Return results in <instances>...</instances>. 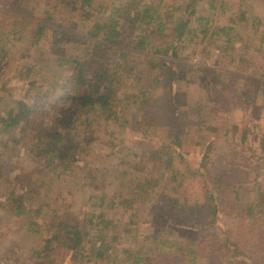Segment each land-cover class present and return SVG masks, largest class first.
Segmentation results:
<instances>
[{"label":"rangeland","instance_id":"rangeland-1","mask_svg":"<svg viewBox=\"0 0 264 264\" xmlns=\"http://www.w3.org/2000/svg\"><path fill=\"white\" fill-rule=\"evenodd\" d=\"M105 1L111 7L108 12L118 10L115 18L128 36L120 48L96 45L106 43L107 31L97 35L92 31V22L84 21L81 13L69 11L59 0H29L28 3L30 17L35 20L55 16V27L59 30L55 37L57 44L42 41L32 45L30 34L35 22L21 19L15 25L14 19L0 13V45L6 48V54L0 55L3 104H11L14 99H23L29 104L40 102L46 112L41 120L50 125L59 115L57 107L70 105L64 95L65 82L73 75L75 60L84 57L110 67V78L100 90L110 95L114 111L113 116H108L100 106L81 110V118L73 132H65L66 139L76 144L78 156V161L68 167H46L43 159L36 158L26 145L20 144L18 154L5 159L9 161L12 186L17 193L31 188L27 200L33 206L70 191L68 209L82 222L86 253L82 261L68 260L65 264H131L125 249L135 252L141 249L142 254L155 257L161 250L173 247L158 244L152 237L154 234L163 238H185L193 233L190 232L193 227L201 236L207 235L208 248L203 250L199 264H235L233 257L228 256L230 253L220 257L211 250L220 240L218 235L221 238V226L228 228L235 240L246 247L252 258L249 262L264 264V218H246L250 196L256 191L253 186H260L261 182L264 187L261 150L264 136V0H197L192 26H197V16H203L210 20L211 33L225 24H231L232 29L227 36L218 33L210 38L208 35L204 43L197 46L183 41L178 44L181 45L178 56L172 55V50L157 53V49L166 48V43L162 45L161 41H174L153 33L147 38L145 49L136 50L137 36L149 34L157 21L138 23L131 30L126 26L128 13L125 9L129 6L132 12L142 13L151 6V12L156 13L161 6H167L180 8L176 17L187 16L184 9L191 0ZM240 11L245 15L240 16ZM232 16L236 22H231ZM163 20L170 23L172 19L164 16ZM151 63L156 67L150 74ZM167 65L174 68V89L186 93L187 103L179 104L175 114L184 124L181 146L173 143L166 126H134L159 103L163 88L147 87L154 84L156 77H170ZM231 83L229 89L234 84H246L247 90L253 92L258 86L255 101L250 99L246 104L236 105L230 91L224 92ZM106 134L119 139L116 147L111 148L102 140ZM89 138L93 139L90 143ZM208 138L214 140V145L204 168L201 164L203 145L198 142ZM162 146L168 147V153L176 156L175 160L182 154L180 166L184 176L181 172H173L176 166L171 171L157 159L155 152ZM226 167L236 170L232 173L235 179L244 182L252 191L245 198L233 195L226 200L228 207H223L216 215V226L204 232L203 223L212 218V207L204 209V193L210 186L218 194L217 186L212 183L210 174L201 179L190 175V170L219 174L217 170ZM0 202H5L3 195H0ZM1 204L0 264H36L32 253L44 247L55 222L41 233H35L18 223L10 206ZM192 205L195 207L189 214L191 221L187 222L182 211ZM100 214L113 224H101ZM90 217L97 218L96 223L84 221ZM127 227L133 228L132 235L127 233ZM101 234H105L113 247L105 258L98 259L93 255ZM118 234L123 243L112 239ZM157 264H164V261Z\"/></svg>","mask_w":264,"mask_h":264},{"label":"trees","instance_id":"trees-1","mask_svg":"<svg viewBox=\"0 0 264 264\" xmlns=\"http://www.w3.org/2000/svg\"><path fill=\"white\" fill-rule=\"evenodd\" d=\"M59 1L60 5L69 11L81 13L84 21L92 22V31L95 30L94 33L97 35L107 31L104 36L106 43H96V45L113 49L120 48L127 42L128 36L123 28L119 27L121 22L115 18V13L118 10L108 12V9H111V7L105 0ZM28 3L29 0H0V13L4 17L7 16L8 19H14L12 23L15 25L21 19L35 22L30 34L32 45H38L42 41H51L57 44L55 37H57L59 30L55 27V16L40 21L35 20L30 17L31 12L28 8ZM151 8V6H147L142 13L132 12L129 6L125 9L128 13L126 26L131 30H134L138 23L147 22L151 24L152 21H157L156 27L149 34L137 36L136 50H144L147 38L153 33L167 37V39L171 38L174 41L167 42L165 39H162L163 41L160 43L162 45L166 43V48L157 49V53H167L169 50H172V55L178 56V50L181 46L178 45L179 43L186 41L197 46L204 43L208 35L210 38L216 37L218 33H223L227 36L232 29L231 24H225L216 27L211 33L210 26H208L210 20L208 17L204 18L203 16H197V26H192V17L196 16L197 13V0H191L186 5L184 10L188 12L187 16L181 15L176 17L175 13L180 11V8L161 6V10L156 13H152ZM234 15L236 16V14ZM244 15L245 12L240 11V16ZM148 16L150 18L146 20ZM164 16L171 17L170 23H166L163 20ZM235 16L230 18L232 23L236 22ZM204 21L206 22L204 23ZM166 29H169V32ZM51 31L53 32V36H51ZM0 47V55L3 56L6 54V48L1 45ZM75 61L76 65L73 75L65 82L67 91L64 95L69 99L70 105L58 106L59 115L54 118L50 125H45L41 120L42 115L46 114V112L40 102L29 104L23 99H14L11 104L6 105L3 104V96L0 94V195L5 197V202L0 203L4 206H10L18 223L29 231L41 233L43 229L49 228L51 223L55 222L50 228L51 233L46 239L44 247L34 250L32 253L36 264H65L68 260L74 262L82 261L86 253L85 231L81 220L76 214H70L68 209L70 202L67 196L71 194L70 191L62 192L61 196L55 200L40 202L39 205L33 206L27 200V197H30L31 188L25 193H17V190L12 186V180L10 179L7 167L9 161L7 160V163L5 159L16 156L19 151V145L24 144L36 158L45 161L46 167H68L78 161V156L76 144L66 139L65 132H73L74 127L81 118V110L83 108L89 110L100 106L107 112L108 116L114 115V111L111 109L110 95L100 90V87L106 84L110 78V67L98 60L89 61L84 57L77 58ZM154 67L156 65L151 63L150 74ZM167 71L170 77L166 79L156 77L154 78V84L147 87L152 89L163 88L159 94V101L157 100L159 103L155 105L156 107H153L155 109L151 108L142 115L138 122H135L134 126L137 128L142 124L166 126L169 129V136L172 138L173 143L181 146V132L183 131L184 124L177 120L178 116H175V114H177L176 109L179 104L187 103L186 93L174 89L172 83L174 68L172 65H167ZM229 87H232V83L228 88L224 89V92L230 91L231 100L236 105L246 104L250 99L255 101L257 97L258 86L254 88L256 92L247 90L246 84L240 86L234 84L232 89H229ZM64 95L62 98H65ZM99 132L101 133L103 130H99ZM105 136L106 138H102V140L110 144L108 146L113 148L118 145L119 139L117 137H114L112 134H106ZM92 140L89 138L88 143ZM198 143L203 145L204 151L201 164L202 167L206 168L207 164L205 160L209 159V152L213 149L214 140L208 138L206 141L200 140ZM168 150L166 146H162L159 150H156L157 159L163 161L165 167L171 171L176 166L173 172H181L184 176L185 172L180 166L183 160L182 154H179V158L175 160L176 156H172L168 153ZM261 150L264 160V136ZM190 172V175L193 174L195 177L201 179H205L206 175L210 174L212 183L217 186L218 194L216 191L211 190L210 186H207L208 191L204 193V209L209 205L212 207L211 220L205 221L203 223L204 226L201 228L204 232L209 227L214 228L216 226V215H218L223 207H228L225 204L226 200L231 199L233 195L236 198H245L252 191L251 188L244 185V182L242 183L241 180L235 179L232 173H235L236 170L231 171L227 167L222 171L218 169L217 172H220L219 174H213L212 171L211 173H207L203 170H190ZM259 184L260 186H253V189L256 191L253 196H250L248 202L249 205L246 210L247 220H254L257 217L264 218V187L261 186V182ZM192 207L195 206H186L182 211V217L187 222L191 221L189 214ZM91 217L86 220L84 219V221L96 223L97 218ZM98 219L105 226L113 224V221L105 218L103 214H100ZM220 229L221 238L218 235L220 240L211 249L213 253L220 257L227 256L230 253L228 256L233 257L235 264H254V262H249V259L252 258L247 254L246 247L242 246L240 241L235 240V237L230 233L228 228L221 226ZM126 231L130 235L133 234L132 227H127ZM192 231L193 233L185 238H163L159 234H154L152 237L155 241H158V244H167L173 247L170 250H161L162 252H159L155 257L150 254H142L141 249L135 252L129 248V250L125 249V252L129 260L131 259V264H150L152 260L153 264H157L160 261H164V264H199L202 260L203 250L208 248L207 235L201 236L195 227L191 228L190 232ZM102 234L99 237L100 243L98 245L95 243V256L92 252L93 257L98 259L105 258L107 251L113 247V244L108 243L105 234ZM112 239L117 243H123L119 241V234L115 235Z\"/></svg>","mask_w":264,"mask_h":264}]
</instances>
